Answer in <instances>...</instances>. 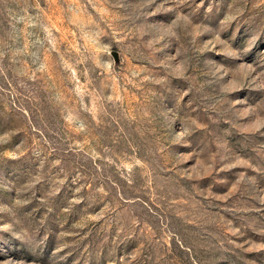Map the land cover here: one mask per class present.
Returning <instances> with one entry per match:
<instances>
[{"label":"rangeland","instance_id":"rangeland-1","mask_svg":"<svg viewBox=\"0 0 264 264\" xmlns=\"http://www.w3.org/2000/svg\"><path fill=\"white\" fill-rule=\"evenodd\" d=\"M0 264H264V0H0Z\"/></svg>","mask_w":264,"mask_h":264}]
</instances>
